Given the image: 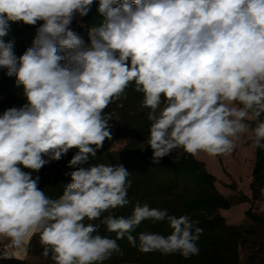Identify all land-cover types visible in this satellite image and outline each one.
<instances>
[{"label":"clouds","instance_id":"obj_1","mask_svg":"<svg viewBox=\"0 0 264 264\" xmlns=\"http://www.w3.org/2000/svg\"><path fill=\"white\" fill-rule=\"evenodd\" d=\"M92 3L0 0V37L8 20L44 21L19 58L0 39V66L25 100L0 114V239L27 251L38 236L52 264H101L123 254L117 241L125 238L142 253L198 255V221L138 201L130 216L117 215L132 204L131 173L79 165L112 139L110 121L120 117L105 109L130 86L148 109L154 164L176 149L228 155L241 137L264 150V0H99L104 19L86 46L69 26ZM70 149L75 170L53 199L32 172ZM145 220L167 221L170 234L134 236ZM102 226L115 238L101 235Z\"/></svg>","mask_w":264,"mask_h":264},{"label":"trees","instance_id":"obj_2","mask_svg":"<svg viewBox=\"0 0 264 264\" xmlns=\"http://www.w3.org/2000/svg\"><path fill=\"white\" fill-rule=\"evenodd\" d=\"M98 5L99 0H93L87 15L82 16L88 28L99 26L104 19L98 11ZM7 23V35L0 39L6 43L11 42L13 52L19 58L26 49L33 47V40L42 22L37 21L35 25H28L23 21L8 20ZM73 31L82 36L79 28H74ZM59 54L65 55L66 51L61 50ZM141 99L142 94L130 86L126 90V98L122 97L114 101L105 109L106 112H116L120 117L118 121H110L112 139L105 140L104 147L97 150L96 157H89V160L79 167L87 169L100 163L125 167L131 173L129 197L132 199V204L117 209L116 214L130 216L132 205L138 201L141 204L147 203L151 208L167 209L170 215L177 217L188 215L191 220L198 221L197 227L203 229L198 241L199 254L185 259L179 254L142 253L131 246L125 238L117 241L123 254H114L101 264H237V248L244 229L242 226L227 224L219 211L249 200L251 206L245 210V217L260 224L264 229V216L252 211L253 204L263 195L264 150H254V163L249 183L250 197L242 193H239L238 199L227 197L216 188V178L206 169L205 164L182 149H176L164 156L158 164L153 163L152 149L147 144L150 124L147 120L148 109H141ZM24 103L22 86L16 84L15 75L8 76L7 69L0 66V114L8 108L19 107ZM118 138H123L125 143L119 150H113L112 143ZM76 151L70 149L60 160H51L38 172H32L33 177L39 176L38 187L51 198L55 199L62 195L64 185L70 182V176L66 173L75 169L68 166V161ZM230 187L236 190L234 184H230ZM140 232L166 236L170 234L171 229L167 221L153 223L151 220H145L134 229L132 234L137 236ZM100 234L115 238V233L106 231L104 226L101 227ZM33 252L45 258L41 255L42 248L38 236H34L29 245L28 253ZM0 264L29 263L26 258L23 260L0 258ZM35 264H52V262L50 258H45L43 262Z\"/></svg>","mask_w":264,"mask_h":264},{"label":"rangeland","instance_id":"obj_3","mask_svg":"<svg viewBox=\"0 0 264 264\" xmlns=\"http://www.w3.org/2000/svg\"><path fill=\"white\" fill-rule=\"evenodd\" d=\"M125 141L118 138L113 141L112 149L119 150ZM196 159L205 164L206 169L215 178V186L220 193L233 199H238L239 193L250 197V178L254 163V150L251 142L246 137L237 141V146L231 154L209 156L200 153ZM234 184L236 190L230 187ZM251 206L249 200L238 202L228 209H221L219 212L225 218L227 224L242 226L241 241L237 248V264H264V229L245 217V210ZM253 212L264 216V194L253 204ZM8 241L0 239V246H5ZM26 260L29 264L43 262L37 253H28Z\"/></svg>","mask_w":264,"mask_h":264},{"label":"built area","instance_id":"obj_4","mask_svg":"<svg viewBox=\"0 0 264 264\" xmlns=\"http://www.w3.org/2000/svg\"><path fill=\"white\" fill-rule=\"evenodd\" d=\"M41 22L42 24L44 23V21L42 20ZM69 27L72 30L74 28H79L82 31L81 38L84 40L85 45L87 46L90 44L89 37H88V30L90 28L87 27V25L82 19V16H80L79 13L74 14L72 22ZM262 194H264V189L262 190ZM28 251H29V246H28L27 251L17 250L11 246L10 242H7L5 246H0V255H2L3 252H7L11 258H16L20 260H23L26 258Z\"/></svg>","mask_w":264,"mask_h":264}]
</instances>
